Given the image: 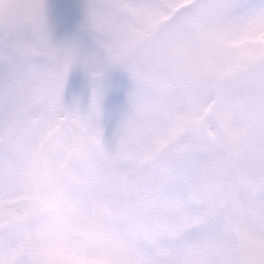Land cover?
Masks as SVG:
<instances>
[{
	"label": "snow or ice",
	"instance_id": "snow-or-ice-1",
	"mask_svg": "<svg viewBox=\"0 0 264 264\" xmlns=\"http://www.w3.org/2000/svg\"><path fill=\"white\" fill-rule=\"evenodd\" d=\"M0 264H264V0H0Z\"/></svg>",
	"mask_w": 264,
	"mask_h": 264
}]
</instances>
